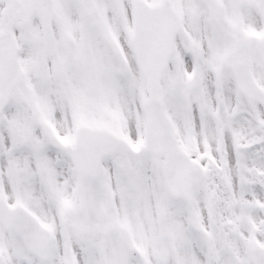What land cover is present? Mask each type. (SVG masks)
Returning <instances> with one entry per match:
<instances>
[{
	"label": "snow or ice",
	"instance_id": "1",
	"mask_svg": "<svg viewBox=\"0 0 264 264\" xmlns=\"http://www.w3.org/2000/svg\"><path fill=\"white\" fill-rule=\"evenodd\" d=\"M0 264H264V0H0Z\"/></svg>",
	"mask_w": 264,
	"mask_h": 264
}]
</instances>
